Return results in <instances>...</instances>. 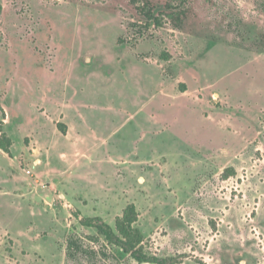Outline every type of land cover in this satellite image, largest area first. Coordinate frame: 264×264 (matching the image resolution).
Returning <instances> with one entry per match:
<instances>
[{
	"label": "rangeland",
	"instance_id": "374dc122",
	"mask_svg": "<svg viewBox=\"0 0 264 264\" xmlns=\"http://www.w3.org/2000/svg\"><path fill=\"white\" fill-rule=\"evenodd\" d=\"M144 2L0 0V264H150L79 222L129 203L152 255L264 264V0H148L138 37Z\"/></svg>",
	"mask_w": 264,
	"mask_h": 264
},
{
	"label": "trees",
	"instance_id": "16d2710c",
	"mask_svg": "<svg viewBox=\"0 0 264 264\" xmlns=\"http://www.w3.org/2000/svg\"><path fill=\"white\" fill-rule=\"evenodd\" d=\"M144 7L141 8V12L145 17L144 25H136V23H130V28L135 32L134 35L142 37L145 34V30L150 23L155 26L161 25V18L153 13L151 6L148 7V0H144ZM0 3V12H1ZM147 8V9H146ZM171 21L175 24L176 28L179 27L185 12L183 10L170 11L167 15ZM250 39V38H247ZM251 46H256L264 51V35H255L251 37ZM142 56V55H138ZM57 127L63 133L66 132V126L63 123H57ZM11 141L2 131L0 127V148L6 153L10 154ZM138 212L136 206L133 203H129L123 209L122 214L115 219L114 225L111 226L105 222L100 216L82 217L79 222L83 226L91 227L96 232L103 236L104 240L111 246L119 248L123 253L128 254L138 263H150V264H176L177 260L172 257L161 258L156 255H152L144 250L145 236L141 230L136 226L138 221ZM76 252H88L84 251L81 244L75 239L74 235H70L67 239V256L74 257ZM94 251H90L92 254Z\"/></svg>",
	"mask_w": 264,
	"mask_h": 264
},
{
	"label": "crops",
	"instance_id": "0c3cea01",
	"mask_svg": "<svg viewBox=\"0 0 264 264\" xmlns=\"http://www.w3.org/2000/svg\"><path fill=\"white\" fill-rule=\"evenodd\" d=\"M58 123H61V122H58ZM64 124V123H63ZM65 125V124H64ZM66 126V131H67V125H65Z\"/></svg>",
	"mask_w": 264,
	"mask_h": 264
}]
</instances>
